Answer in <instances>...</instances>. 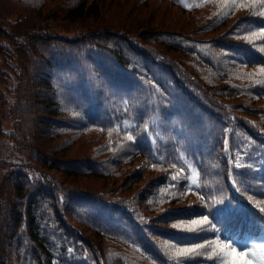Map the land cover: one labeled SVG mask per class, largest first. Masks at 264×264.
<instances>
[{"label":"trees","instance_id":"obj_1","mask_svg":"<svg viewBox=\"0 0 264 264\" xmlns=\"http://www.w3.org/2000/svg\"><path fill=\"white\" fill-rule=\"evenodd\" d=\"M262 5L0 0V264H233L264 228Z\"/></svg>","mask_w":264,"mask_h":264},{"label":"rangeland","instance_id":"obj_2","mask_svg":"<svg viewBox=\"0 0 264 264\" xmlns=\"http://www.w3.org/2000/svg\"><path fill=\"white\" fill-rule=\"evenodd\" d=\"M196 180L197 171L193 168V184ZM222 250L223 256L229 255L233 264H264V228L263 233L258 236L232 238L225 243Z\"/></svg>","mask_w":264,"mask_h":264},{"label":"snow or ice","instance_id":"obj_3","mask_svg":"<svg viewBox=\"0 0 264 264\" xmlns=\"http://www.w3.org/2000/svg\"><path fill=\"white\" fill-rule=\"evenodd\" d=\"M262 7H264V5H262ZM224 15H227V13H224ZM261 31L264 32V29H261ZM260 51L264 52V48H261ZM261 72L264 73V69H261ZM261 84H264V81H261V80H257L256 81V85L257 86L258 85H261ZM127 139H128L129 142L135 143V138L132 135H129L127 137ZM224 151H225V154H227L228 151H229V143H228V141H225ZM250 154H251V152L247 153L246 155L249 156ZM233 159H235L236 162H235V164H230V168H240V167L243 166L240 163L239 153H234L233 154ZM171 179H172L173 183L175 184V183L178 182L179 177L173 176ZM183 179L185 180V182H187L188 177L187 176H184ZM193 186L194 185H191V184L188 185L189 188H191ZM234 186H235V184H234ZM195 187L197 189L200 188L199 185H195ZM237 191H238V189H237ZM223 201L224 200H221V201H213V203L214 204H221ZM207 219H208L207 216H205L204 217V221L206 222ZM141 222L142 223H147V221L143 220V218H141ZM192 223L193 224H196L198 222L197 221H192ZM173 227H179V225H173ZM199 230L200 231H206L207 230L206 225L202 224ZM192 231H195V230H192ZM197 249H201L203 251H206L207 250L206 246H204V245H196L193 248H181V249L178 250L179 251V256H180V258L183 261H185V264H186V262L188 260H190L192 258V256H194V255H201L202 254V252L201 251H197ZM72 251H73L72 249H69V252H72ZM209 259H219V257H209Z\"/></svg>","mask_w":264,"mask_h":264}]
</instances>
